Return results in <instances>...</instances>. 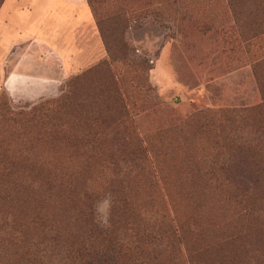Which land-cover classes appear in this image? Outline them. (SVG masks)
Returning <instances> with one entry per match:
<instances>
[{"label":"rangeland","instance_id":"1","mask_svg":"<svg viewBox=\"0 0 264 264\" xmlns=\"http://www.w3.org/2000/svg\"><path fill=\"white\" fill-rule=\"evenodd\" d=\"M88 6L109 53L97 27L102 57L34 99L10 97L1 76L0 177L48 171L71 177L75 191L98 200L115 192L151 196L171 216L179 210L186 229L206 232L185 233L189 251L217 252L220 245L223 264H246L254 250L252 264H264L263 232L224 237L244 230L233 229L243 207L229 198L264 196V0H89ZM121 161L130 162L127 171ZM35 163L40 167L31 172ZM257 209L264 222V203ZM103 212L96 211L99 219Z\"/></svg>","mask_w":264,"mask_h":264},{"label":"trees","instance_id":"2","mask_svg":"<svg viewBox=\"0 0 264 264\" xmlns=\"http://www.w3.org/2000/svg\"><path fill=\"white\" fill-rule=\"evenodd\" d=\"M100 25L98 21L99 35L109 53ZM61 103L56 101L57 105ZM35 116L33 113L31 118ZM28 167L33 172L40 166L35 163ZM46 173L19 179L0 177V264H212L214 258L215 264H223L225 251L220 253V245L215 246L217 252L189 251L185 233L194 232L196 238H202L206 232L186 229L179 210H174L171 216L155 206L154 197L113 193L111 226L104 228L93 208L98 195L87 190L75 191L71 177L57 179ZM249 183L253 185L254 181ZM229 201L243 207L233 216L236 224L233 229L244 230L224 237L237 241L249 233H253L249 239L257 232L264 235L261 210L257 209L259 203H264L263 194L261 197L238 194ZM227 214L222 212L220 217ZM260 240L264 243V237ZM247 249L243 250L244 256ZM210 254L215 257L202 260ZM254 255V250L247 253L246 264L255 263Z\"/></svg>","mask_w":264,"mask_h":264},{"label":"crops","instance_id":"3","mask_svg":"<svg viewBox=\"0 0 264 264\" xmlns=\"http://www.w3.org/2000/svg\"><path fill=\"white\" fill-rule=\"evenodd\" d=\"M21 46H29L32 54H22ZM101 48L87 0L2 1L0 78L10 97L53 93L101 58Z\"/></svg>","mask_w":264,"mask_h":264},{"label":"clouds","instance_id":"4","mask_svg":"<svg viewBox=\"0 0 264 264\" xmlns=\"http://www.w3.org/2000/svg\"><path fill=\"white\" fill-rule=\"evenodd\" d=\"M121 166L124 171H127V168L130 166V162L128 165H125L123 161H121ZM103 208L104 212L100 213L101 218L98 220V223L101 227L108 228L110 227V216H111V208L113 207V197L111 193H106L105 196L97 200L93 205L94 211L99 212V208Z\"/></svg>","mask_w":264,"mask_h":264}]
</instances>
